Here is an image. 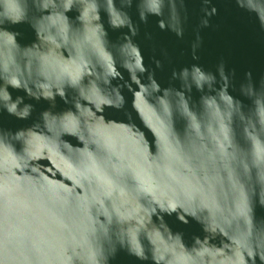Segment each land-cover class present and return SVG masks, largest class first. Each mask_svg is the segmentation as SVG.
Wrapping results in <instances>:
<instances>
[{"label":"water","instance_id":"obj_1","mask_svg":"<svg viewBox=\"0 0 264 264\" xmlns=\"http://www.w3.org/2000/svg\"><path fill=\"white\" fill-rule=\"evenodd\" d=\"M0 264H264V0H0Z\"/></svg>","mask_w":264,"mask_h":264}]
</instances>
